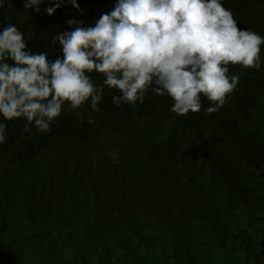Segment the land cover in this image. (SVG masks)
<instances>
[{"label":"trees","instance_id":"1","mask_svg":"<svg viewBox=\"0 0 264 264\" xmlns=\"http://www.w3.org/2000/svg\"><path fill=\"white\" fill-rule=\"evenodd\" d=\"M29 9L0 0V31L15 25L54 60L51 37L84 13ZM240 22L264 37V0ZM238 69L212 122L151 91L143 104L69 109L47 133L0 116V264H264V63Z\"/></svg>","mask_w":264,"mask_h":264},{"label":"clouds","instance_id":"2","mask_svg":"<svg viewBox=\"0 0 264 264\" xmlns=\"http://www.w3.org/2000/svg\"><path fill=\"white\" fill-rule=\"evenodd\" d=\"M248 1L82 0V10L79 0H49L54 6L48 8L40 7L45 0H24L25 11L32 8L41 20L69 5L84 15L66 20L71 31L51 37L54 60L46 51H31L15 25L3 27L0 116L25 120L26 133L33 127L47 133L69 109L99 111L107 100L116 106L143 104L151 91L173 102L177 115L212 122L237 91L238 65L259 70L264 63V37L240 22ZM202 96L211 104L202 103ZM6 129L0 122V144L7 142ZM47 146L45 140L35 152ZM14 160L19 167L30 157Z\"/></svg>","mask_w":264,"mask_h":264}]
</instances>
